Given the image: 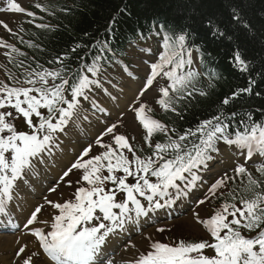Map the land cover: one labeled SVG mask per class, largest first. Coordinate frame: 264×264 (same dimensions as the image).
I'll list each match as a JSON object with an SVG mask.
<instances>
[{"label": "snow or ice", "instance_id": "snow-or-ice-1", "mask_svg": "<svg viewBox=\"0 0 264 264\" xmlns=\"http://www.w3.org/2000/svg\"><path fill=\"white\" fill-rule=\"evenodd\" d=\"M35 7L42 6L37 4ZM5 10L26 12L29 17L35 15L16 0H7V9H0ZM232 19L245 28L250 27L236 8L232 9ZM115 22L113 17L112 23ZM0 25L12 31L4 21H0ZM207 26L212 35H224L211 19ZM187 39V33L175 38L164 33L162 51L157 61L150 64L151 71L137 98L142 97L161 74L170 81L168 87L159 89L161 95L156 101L165 112L179 114L177 105L191 97L194 91L207 95L195 88L198 72H178L192 63ZM106 44L100 46L101 51H111ZM2 46L11 48L12 52L18 51L6 43ZM233 61L241 71L249 70V62L239 50L234 52ZM59 62L63 63L62 60ZM38 67L39 71L26 69L22 73L23 80L9 73L11 84L0 81V213L7 214L17 182L24 179L27 170L33 169V161L42 163L44 153L51 154L52 147H59V134H64L70 124L75 125L80 119L81 101L90 99L88 93L92 87H103L99 79V57L78 70L75 78L68 77L64 67L57 70ZM124 69L130 77L133 76L127 65ZM254 83L249 81L247 87L236 89L221 104L229 105L242 94L251 95ZM255 94L260 95L259 92ZM99 111L107 110L99 108ZM132 111L145 130L143 140L149 152L145 153L143 147L134 148L126 134L116 133L118 123L107 126L94 142L102 151L90 155L93 150L90 144L63 173V177H68L73 170L81 173L75 182L74 198L61 203L45 197L46 204L58 214H54L51 221L42 222L50 225V231L39 227L32 231L39 246L20 264H36L42 253L52 264H113L111 259L103 258L104 246L110 236L124 231L129 221L147 217L152 210L186 197L188 190L201 180L199 173L207 170L209 162L220 155L221 144L240 150L246 160H251L254 154L264 157V121H255L251 112L232 111L226 115L221 107L217 114L199 123L195 131L188 129L180 133L175 127L169 129L149 115L154 109L147 103L133 107ZM237 117L238 125L235 131H230L232 120ZM83 118L87 119L86 116ZM19 120L23 121L26 130L17 127ZM156 133H163L165 142L153 144ZM105 136H110L111 140L104 142ZM189 137L196 139L189 142ZM256 171L260 173L259 177L244 164H237L233 175L225 172L211 184L208 191L211 197L221 200L220 206L214 208L207 219H201L199 213L195 215L211 240L179 239L163 243L149 236L147 239L152 241L149 250L138 253L129 264H264V162ZM238 177L240 182L236 184ZM229 182L235 186L217 195L220 189L228 188ZM68 186L72 187L71 181ZM51 191L55 192L56 188ZM211 197L206 196L199 203L204 204ZM43 207L38 205L32 211L25 227L37 221ZM158 231L164 232L165 229L159 228ZM245 231L256 234L245 235ZM27 248V244L21 245L16 255H23ZM209 249L214 254H207Z\"/></svg>", "mask_w": 264, "mask_h": 264}, {"label": "trees", "instance_id": "trees-1", "mask_svg": "<svg viewBox=\"0 0 264 264\" xmlns=\"http://www.w3.org/2000/svg\"><path fill=\"white\" fill-rule=\"evenodd\" d=\"M37 4L42 7H35ZM233 8L240 12L250 27L245 28L232 19ZM29 9L35 13L34 16L25 15L15 19L11 32L1 29L8 45L14 46L18 51L12 52L8 47L0 48V76L4 77V80L0 81L11 84L12 81L8 79L9 73L23 80L22 73L26 69L39 71L38 65L49 70L64 67L67 69V76L75 78L78 70L90 65L99 57L101 66L99 79L102 82L109 72L117 70L118 65L131 59L129 49L132 46L145 48L144 45L149 40H159L163 44L165 32L173 38L187 33L186 45L197 55L200 64L199 71L193 70L199 73L195 88L205 91L207 95L202 96L199 91H194L191 97L179 102L177 114L165 112L156 103L160 94L154 102L147 103L154 109L149 115L166 124L169 129L175 127L180 133L188 129L195 131L199 123L217 114L221 107L226 115L232 111L251 112L255 121H264V0H33ZM113 17L116 19L114 24ZM209 19L224 35H212V30L207 26ZM160 25L164 27L161 29ZM105 42L111 51H101L100 46ZM148 49L154 52V49L150 47ZM236 50H239L242 57L249 62L247 72L241 71L235 65L233 54ZM61 60L62 64L59 62ZM189 70L191 69L185 66L178 72ZM249 81H255L251 95L242 94L229 105L221 104L222 100L236 89L247 87ZM169 84L170 81L168 86ZM256 92L260 95H256ZM83 102L85 101L82 100L81 103ZM238 121V117L232 120L230 131H235ZM17 127L26 130L22 120L17 121ZM144 135L145 130L141 126L140 139H134L132 145L134 148L143 147L144 152L148 153L147 143L143 140ZM195 139L196 137H189V142ZM165 140L163 133H156L152 138L153 144ZM223 147L226 146L221 144L220 148ZM254 157L261 156L254 154ZM215 159L209 162L208 169ZM241 164L259 177L260 173L256 168L261 163ZM235 166H230L211 178L202 199L206 196L211 197L208 191L211 184L225 172L233 175ZM208 169L201 171L199 175L204 176ZM77 180L78 178L74 183ZM239 182L238 177L236 184ZM234 186L229 182L228 188L220 189L217 195L220 192H227ZM205 204L210 209V213L204 218L207 219L213 209L220 206L221 200L211 197ZM167 231L162 232L159 239L154 240L163 243H172L179 239L198 241L193 237L169 234ZM244 234L256 233L245 231ZM151 242L143 253L149 250ZM206 252L209 255L214 254L210 249Z\"/></svg>", "mask_w": 264, "mask_h": 264}, {"label": "rangeland", "instance_id": "rangeland-1", "mask_svg": "<svg viewBox=\"0 0 264 264\" xmlns=\"http://www.w3.org/2000/svg\"><path fill=\"white\" fill-rule=\"evenodd\" d=\"M16 2L27 11H31L29 6L33 3V0H16ZM0 9H7V0H0ZM25 15H27L26 12L0 11V21L6 22L9 28L12 29L14 20ZM1 29L5 28L0 25V48L4 47L2 46L4 43L8 45L6 39L2 36L3 32ZM145 44V48L142 49L134 46L129 49L131 59L118 65L117 70L109 72L108 76L101 82L102 88L92 87L88 93L90 99L82 103L83 108L80 119L75 125L70 124L64 134H59L57 141L59 147H52L51 154L48 152L44 153L43 162L35 161L33 169L27 170L24 174V179L17 182V187L13 192L14 199L9 204L19 207V210L17 212L13 211V215L9 213V217H15L20 220L24 215L30 216L38 205H44L32 228L39 227L46 232L50 231V225H45L42 222L45 220L51 221L53 215L58 213H54V209L46 204L45 197L48 200L61 203L74 198L71 193L75 189L74 180L80 177V171L73 170L68 177H63V173L80 156L82 151L90 144L93 145L90 155L102 151L94 142L104 132L105 128L112 123H118V127L115 130L116 133L126 134L131 143H133L134 139H140L141 125L136 120L132 108L139 107L141 103L154 102L155 98L160 95L159 89L167 87L169 83L168 78L160 75L154 80L152 86L148 88L144 95L137 98L138 92L144 87L146 78L151 71L150 64L157 61L162 51V43L159 40H149ZM148 47L154 49V52H149ZM185 56L187 59L186 54ZM191 60V65H186V67L192 70H199L200 64L196 54L193 52ZM125 65H127L128 71L133 73L132 77L125 71ZM0 80H3L2 76H0ZM104 89H107V91L105 92ZM93 102H95V106ZM99 108H104L107 111L101 112ZM85 116L87 119L83 118ZM133 137L134 139H132ZM110 140V136L104 137V142H109ZM244 151L246 153V150ZM242 162L260 164L264 162V159L261 157L255 158L253 155L251 160H246V155L241 154L240 150L223 147L208 172L204 176H200L201 180L197 182L196 187L188 190L186 197H181L175 203L160 209L152 210L147 217L142 216L138 220L129 221L124 231L115 234L116 236L122 232L118 235L122 246L120 247L121 249H117L116 254L112 255L116 257L111 259L112 257L110 256L111 258L109 259L112 260L113 264H124L120 255L129 246L132 251L134 250V253L132 252L131 254V261L138 253L145 251L144 249L150 242L147 237L151 236L152 240L159 239L162 233L158 231L159 228L168 230L169 234L185 235L198 240L209 239L207 230L195 219L197 213H199L201 219L206 218L210 213L207 204H200L199 200L202 199L211 178L219 175L226 168ZM69 181L72 182V187L68 186ZM52 188H56V191L52 192ZM29 198H31L33 203L30 206L31 209L25 213L21 207L24 205L22 201ZM8 223H0V237L9 236L14 238L19 233L27 235L26 244L28 248L23 255L17 256L16 252L20 244H16L6 250L0 245V264H4L3 259H6L7 264H20V261L29 255L31 251L36 250L39 245L36 238L31 234L32 232L30 233L29 230L27 232V229L23 231V226L12 229L9 226L12 220ZM22 223L23 220L21 219L18 224L21 225ZM132 245H135V247H132ZM119 250L120 252L118 253ZM36 264H52V261L42 253ZM126 264H129V262Z\"/></svg>", "mask_w": 264, "mask_h": 264}, {"label": "bare ground", "instance_id": "bare-ground-1", "mask_svg": "<svg viewBox=\"0 0 264 264\" xmlns=\"http://www.w3.org/2000/svg\"><path fill=\"white\" fill-rule=\"evenodd\" d=\"M59 168H61V167H59ZM26 201H27V203H26ZM25 203H26V205H25ZM32 203H33V201L31 200V198H29L28 200L25 199V200L22 201V204H24V205H22L21 207H22V209H24V212L25 213L28 212L31 209L30 206L32 205ZM17 210H19V207H15L12 204H8L7 214L0 213V221L1 222H4V220L6 218H9V215H8L9 213H11L13 215V211L17 212ZM29 217L30 216H25V215L22 216L20 218V220L22 219L23 220V223L21 225H14L13 228L23 226V228H24L23 231L25 229H27V232L29 230V232L31 233L35 229V227L32 228L35 223L32 224V225H30V226H28V227H25L26 221L28 220ZM16 224H18V222ZM27 238H28L27 235H22L21 233H19L18 235H16L14 238L9 237V236H4L2 238L0 237V245L3 247L4 250L9 249L10 247L15 246L16 244H20L19 245V247H20L21 244H23L24 242H25L24 244H26ZM115 243H116L115 236L114 235L110 236L108 242L104 246V253L106 254L109 251V248L114 247L115 246ZM133 251H132V248H130L129 246H128V248H125L122 251V253L120 255V257L122 258V263L126 264V263H128L130 261L131 254H132ZM3 261H4V264H7L6 259H3Z\"/></svg>", "mask_w": 264, "mask_h": 264}]
</instances>
